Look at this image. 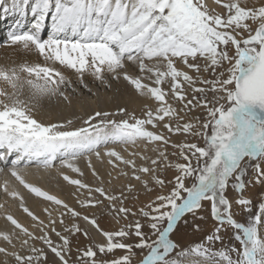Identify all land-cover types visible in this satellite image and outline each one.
Returning <instances> with one entry per match:
<instances>
[{"label":"snow or ice","instance_id":"snow-or-ice-1","mask_svg":"<svg viewBox=\"0 0 264 264\" xmlns=\"http://www.w3.org/2000/svg\"><path fill=\"white\" fill-rule=\"evenodd\" d=\"M9 16L0 189L31 223L0 204V264H264V0H0ZM100 87L127 100L37 119Z\"/></svg>","mask_w":264,"mask_h":264},{"label":"bare ground","instance_id":"bare-ground-1","mask_svg":"<svg viewBox=\"0 0 264 264\" xmlns=\"http://www.w3.org/2000/svg\"><path fill=\"white\" fill-rule=\"evenodd\" d=\"M10 19L12 20H7L8 22H13L14 17L9 16ZM31 21V18H29V23ZM6 23V22H5ZM27 30V28H26ZM8 54V53H7ZM15 54V53H13ZM2 57L6 54H1ZM10 56V55H9ZM1 58L0 63H8L12 59H16L12 57L9 58ZM31 59H34L31 57ZM90 80V78H88ZM122 90L124 86H121ZM100 89V88H99ZM93 91H97L96 87H93ZM112 96V93L106 92V90L100 89L99 90V96L98 97H91V98H85L83 97L82 103H77L74 101L73 106L71 108L67 107L65 104L62 102H57L53 101L50 104L46 103L43 108L37 113V119H44L47 120L49 118L53 119H58L62 117H67L72 114L75 115H84L87 112H91L92 110H95L97 108H111L114 107V104L117 102H124L127 100V95H124L121 97L119 101H112L110 100V97ZM137 107L139 108V103L137 102L134 105H130V107ZM93 163L96 165L97 169L100 171L101 175L104 176L105 181H107L108 177L105 174L107 170V165H101L99 164L95 158H93ZM82 169L85 171L86 174V180L89 183L93 182V177L91 176V173L88 171L87 167L85 166V163L83 161L80 162ZM29 171L32 173L31 175L28 176V179L30 182L37 183L38 185L42 186L46 190H48L52 194H56L60 196L61 198L67 200L68 203L72 204L73 206L75 205L74 199L69 195L71 192V189L65 185V183L62 180H59L55 176V172L49 176L48 174L43 173L42 170L38 171L37 167L35 165H32L29 169ZM115 175V173H113ZM50 182V184H48ZM47 183V184H46ZM124 183L123 180H115L113 181V186L116 188H119V186ZM20 191H23L24 189L20 187ZM26 191V190H25ZM25 199L28 203V206L35 211L37 214L41 215L43 218V213L41 212V207L43 206L42 202L33 196H30L29 194H24ZM0 204H4L6 209L10 212H12L22 223L24 224H30L31 221L29 218H27L26 214H24L18 207L17 202L12 201L9 197H7L2 189H0ZM4 209H0V212H3ZM90 211H97L96 209H91ZM97 215H100L99 212H97ZM111 217V216H110ZM101 227L106 228V229H115L116 226L113 225V222H110L109 219H106L103 217V215H100V220H99ZM5 222L1 218L0 219V227H4ZM92 232V235L97 239L100 240L102 237H100L98 234L95 233L94 230L90 229ZM81 241H83V238L81 237Z\"/></svg>","mask_w":264,"mask_h":264},{"label":"rangeland","instance_id":"rangeland-1","mask_svg":"<svg viewBox=\"0 0 264 264\" xmlns=\"http://www.w3.org/2000/svg\"><path fill=\"white\" fill-rule=\"evenodd\" d=\"M9 19H10L9 17L6 19H0V59L5 57V55L2 57L1 54H6L5 58H9L12 56H13V58H17L16 50L12 47L7 46V33L9 31L10 25L12 24L11 21L10 22L7 21ZM10 20H12V19H10ZM29 25H30V23L28 21L27 23H25L23 30H26V28H28ZM44 35L46 38V33ZM13 53H15V54H13ZM33 58L35 59V57H33ZM100 89H102V91L105 90L103 87H100ZM96 90H97V88H96ZM84 97L85 98L86 97L91 98V96H89V94L87 92L84 93ZM48 184H50V182H48ZM21 194L24 195V194H28V193L25 190H23V191H21ZM142 199H144V197H142ZM103 217L106 219H109L110 222H113L112 218L110 216H108L107 214H104ZM113 225L118 227V225H116L115 223H113ZM208 227H210V223H209ZM217 247H219V245H217Z\"/></svg>","mask_w":264,"mask_h":264}]
</instances>
